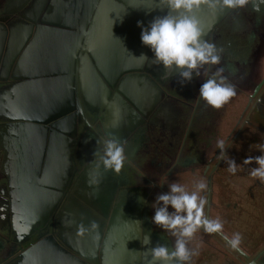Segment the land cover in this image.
Returning <instances> with one entry per match:
<instances>
[{
    "label": "crops",
    "instance_id": "obj_1",
    "mask_svg": "<svg viewBox=\"0 0 264 264\" xmlns=\"http://www.w3.org/2000/svg\"><path fill=\"white\" fill-rule=\"evenodd\" d=\"M233 10L202 4L189 15L199 21L203 39L213 43L219 23ZM168 11L162 0H0V210L19 214V220L15 214L12 219L17 238L8 242L16 249L8 254L14 264H149L145 251L162 245L153 233L149 244L139 240L130 223L138 203L121 205L128 202L129 189L113 198L121 210L108 225L112 237L101 242L93 218L85 219L87 233H81L79 220L64 233L67 246L57 235L58 219L33 227L28 214L50 212L52 218L71 212L65 220L74 223L79 208H85L81 204L106 213L115 189L101 182L125 176L135 181L125 168L131 160L153 179L144 165L155 161L157 142L170 140L165 133L172 137L177 131L175 116L182 113L174 112V104L185 93L178 70L166 77L163 65L152 63L154 53L142 43L137 22L149 27ZM142 53L149 59L139 58ZM26 122L48 127L44 132ZM113 137L126 156L119 174L92 167L94 151L102 155L103 142ZM80 165L86 169L78 179ZM124 209L132 212L123 216ZM92 221L95 230L88 226ZM48 225L53 230L41 232ZM35 231L40 233L28 240ZM49 235L64 250L54 239L31 248Z\"/></svg>",
    "mask_w": 264,
    "mask_h": 264
},
{
    "label": "rangeland",
    "instance_id": "obj_2",
    "mask_svg": "<svg viewBox=\"0 0 264 264\" xmlns=\"http://www.w3.org/2000/svg\"><path fill=\"white\" fill-rule=\"evenodd\" d=\"M258 3L259 11H255L250 3L234 9L219 23L213 43L219 51L220 63L205 66L208 76L222 68L226 82L235 86L236 95L222 108L215 109L199 96L200 86L208 76H194L191 82L180 85L179 89L184 86L181 93L185 94H182L181 103L174 104V112L182 113L181 117L175 116L173 127L179 120L178 129L174 131L173 138L164 132L170 140L157 142L155 161L144 165L153 179H148L144 171L141 172L143 164L131 160L125 168L135 181L125 176L123 180L101 182L103 188L115 189V194L107 199L106 213H92L86 209L89 207L87 203L83 205L80 202L85 208H79L73 223L65 220L71 212H61L57 220L61 237L78 220L79 227L85 228V219L93 218L100 225L98 242L105 240L114 210H121L120 205L115 206L113 198L118 190L129 189L131 194L125 192L130 196L128 202L121 205L135 208L138 203L139 211L130 217V223L140 235L139 240L153 233L160 238L162 245L172 249L175 238L151 220L155 214L152 204L158 194L169 190V183L178 182L191 192L196 190L197 182L203 181L207 188L200 195L206 199L205 216L219 219L223 223V231L210 234L203 228L198 229L188 244L196 252L188 264H264V253L259 256L264 250V181L250 174L257 167L255 162L243 163L249 156L264 154L260 150L264 146V82L257 90L264 80V2L258 0ZM209 39L206 38L208 42ZM220 140L225 142L223 153L217 147ZM230 158L238 165L235 173L228 170ZM84 167L76 166L78 175L86 169ZM99 169L107 172L102 166ZM73 199L70 197V203ZM169 210L172 211L171 207ZM130 212L124 209L122 215ZM14 214L0 210V264L15 262L8 256L16 252L15 247L12 249L8 245L10 239L17 238L12 225ZM15 218L19 220V214H15ZM43 230L49 232L50 227L41 229V232ZM38 233L28 234L27 239L36 238ZM236 233L242 238L240 251L232 249L224 239H231ZM100 251L101 245L98 253Z\"/></svg>",
    "mask_w": 264,
    "mask_h": 264
},
{
    "label": "clouds",
    "instance_id": "obj_3",
    "mask_svg": "<svg viewBox=\"0 0 264 264\" xmlns=\"http://www.w3.org/2000/svg\"><path fill=\"white\" fill-rule=\"evenodd\" d=\"M264 2V0H261ZM169 10L167 14L155 17L149 27H142L141 40L145 46L151 48L154 53L152 63L163 65L167 70L166 77L173 69L178 70L180 83L191 82L194 76H208L206 65L220 63L219 51L214 43L203 39V32L199 27V21L194 15H189L199 9L202 4H211L213 7L220 5L221 9H236L252 4L255 11H259L258 0H162ZM175 13V14H173ZM139 58L148 60L146 54ZM204 69L202 72L201 70ZM223 69H218L215 74L208 76L199 89V96L207 105L220 109L236 95L235 86L226 82L222 75ZM103 154L94 151L97 157L95 166L101 165L107 170L119 174L124 167L126 159L123 144L117 138H109L104 142ZM217 147L225 152V142L220 140ZM264 153V146H261ZM255 162L257 167L251 170V176L264 181V154L256 157L249 156L244 164ZM228 170L232 173L237 171V163L234 159H228ZM207 185L203 181L195 184V191H188L178 182L168 185V191L156 196L152 207L155 209L151 217L158 227L167 231L175 238L172 249L167 245H157L145 251L150 254L149 264H188L196 252L189 248L188 244L198 229L203 228L206 233H221L223 223L217 219L212 220L205 216L204 208L206 199L201 197L200 192L206 190ZM171 207L172 211L169 210ZM92 230L98 228L95 221L90 222ZM81 227V233L87 231ZM232 249L240 251L241 235L236 233L231 239L224 237ZM150 243V235H145L142 244Z\"/></svg>",
    "mask_w": 264,
    "mask_h": 264
},
{
    "label": "water",
    "instance_id": "obj_4",
    "mask_svg": "<svg viewBox=\"0 0 264 264\" xmlns=\"http://www.w3.org/2000/svg\"><path fill=\"white\" fill-rule=\"evenodd\" d=\"M264 82V80L259 84V86L257 87V90H258V88L262 85V83ZM256 90V91H257ZM26 123H28L27 124V126L28 127H32V128H34V129H44L43 131L44 132H46V129H47V127L48 126H46V128H45V126L43 125V124H40V125H37V124H31L30 122H26ZM118 211V209H116V210H114V214H113V218H114V216H115V213ZM29 215V218H31V216L33 215V218H32V220H31V222L32 221H34L35 220V224H33L32 226L33 227H37V225H43V223H45L44 222V219H52L53 220V217L51 218V213L50 212H48V214H28ZM38 217H41V218H38ZM43 217V218H42ZM114 219H116V218H114ZM59 235V237L63 240V242H64V244L65 245H67V246H70L69 244H68V242L65 240V238L62 236L61 237V235H60V233L58 234ZM112 235L113 234H109V236L107 237V235H106V238H105V240H109L111 237H112ZM45 240H39L36 244H33V245H31V248L32 249H34V248H36V247H39V246H41V244L42 243H44V242H47L49 239H54L55 240V238H54V236L53 235H49V236H47V237H45L44 238ZM55 242H56V245L58 246V247H60V248H62V250H64V248L61 246V244L59 243V242H57L56 240H55ZM30 250V252L31 251H33V250ZM123 253V252H122ZM264 253V250L259 254V256L260 255H262ZM73 255V254H72ZM74 257L76 258V260L78 261V263L80 262V261H82L81 259H79L78 257H76L75 255H74ZM144 259H145V257H144Z\"/></svg>",
    "mask_w": 264,
    "mask_h": 264
},
{
    "label": "flooded vegetation",
    "instance_id": "obj_5",
    "mask_svg": "<svg viewBox=\"0 0 264 264\" xmlns=\"http://www.w3.org/2000/svg\"><path fill=\"white\" fill-rule=\"evenodd\" d=\"M73 172H74V169H73V171H72V175H73ZM64 175H65V174H64ZM79 175H80V174H79ZM79 175H78V179L80 178ZM77 185H79V181H78ZM60 214H61V213H58V214H57V212H56L55 215L52 216V217H53V220L51 219L52 222H55V223H56V220L58 219V217H59ZM38 218H41V217H38ZM42 218H43V217H42ZM47 220H50V219H47V218H46V219H44V222H47ZM52 222L50 221V223H46V224H51ZM55 223H53V226H54ZM43 224H44V223H43ZM53 226L50 227V231L53 230V229H52ZM38 227H40V226L38 225ZM46 227L49 228V225L46 226ZM42 232H43V231H42ZM47 233H50V232H47ZM45 234H46V233H45Z\"/></svg>",
    "mask_w": 264,
    "mask_h": 264
},
{
    "label": "bare ground",
    "instance_id": "obj_6",
    "mask_svg": "<svg viewBox=\"0 0 264 264\" xmlns=\"http://www.w3.org/2000/svg\"><path fill=\"white\" fill-rule=\"evenodd\" d=\"M232 45H233V44H232ZM234 45H235V44H234ZM234 45H233V46H234ZM245 45H246V44H245ZM232 50H233V47H232ZM232 50H231V51H232ZM244 50H245V49H244ZM246 50H247V47H246ZM231 51H230V52H231ZM240 52H241V51H240ZM231 54H232V53H231ZM235 56H236V55H235ZM237 57H238V56H237ZM238 58H239V57H238Z\"/></svg>",
    "mask_w": 264,
    "mask_h": 264
}]
</instances>
